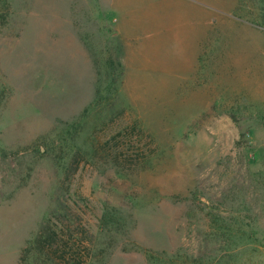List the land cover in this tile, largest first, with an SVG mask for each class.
I'll return each mask as SVG.
<instances>
[{
  "label": "rangeland",
  "instance_id": "374dc122",
  "mask_svg": "<svg viewBox=\"0 0 264 264\" xmlns=\"http://www.w3.org/2000/svg\"><path fill=\"white\" fill-rule=\"evenodd\" d=\"M190 7L257 107L188 101ZM0 264H264V0H0Z\"/></svg>",
  "mask_w": 264,
  "mask_h": 264
},
{
  "label": "crops",
  "instance_id": "0c3cea01",
  "mask_svg": "<svg viewBox=\"0 0 264 264\" xmlns=\"http://www.w3.org/2000/svg\"><path fill=\"white\" fill-rule=\"evenodd\" d=\"M187 13H188L187 18H185L187 20L179 21L180 18H178L177 23L179 26H183L182 23L188 24L189 26L190 30L187 31V34L191 37V40L189 41L190 43L189 46L191 48L186 50L185 52L190 53L191 58L188 60H180L181 62L177 61V65L180 67H185L187 65V69L191 73L190 75L191 81H186L184 83L186 84L185 86H187V88L190 91V93L188 94V101H192L193 103L197 104L198 108L202 110L211 109L212 101L213 103H218V104L226 103L228 104L226 108L228 109L233 108L235 110L238 108L237 104L248 105L249 103H252L254 99L256 101V107H257V103H258L257 97L259 94V90L256 91V89L251 84L249 85V83H245L244 82L245 79L241 75L237 76L235 72L232 73V71H229L230 74L227 77H223V76L218 77L219 75L216 74V72L219 69L217 65L216 68L212 70V72H210L209 70L207 73V70L209 68L205 65V63H207V60H205L204 49L205 46L210 45L211 43V40L209 38V31L212 28L211 26L212 18L211 15L207 14L204 11V9H194V7H190L187 9ZM231 18H232L231 16H227L225 18V28L232 27ZM234 20H233L234 23L236 22L241 23L240 27L245 25L251 29L253 28V26L250 23L244 22L243 20L236 18H234ZM123 31L124 29L121 24L118 27H116L117 34H121ZM123 39H124L123 47L126 46V56L124 57V59H122V65L123 64L126 65L128 59L127 50L129 49L128 48L129 41H127V36L125 35L123 36ZM250 39L253 50V44L257 48V39L254 40L253 38ZM182 43H185V41ZM250 56L251 57H249V54L246 53L240 55L239 57H235V59H233L230 62V65H228V69L233 70L232 68L234 64L236 65V67H238L240 64L247 65L249 62H252V69H253V63L256 62L258 63L257 49H256V54L253 55L251 51ZM215 60L217 61V63H220L222 59L221 60L215 59ZM220 69L226 70L224 64L220 66ZM177 80L179 81L176 86L179 87L181 90H184L183 86H180L183 82L181 78L177 77ZM256 80H257V73H256ZM223 92L232 94V99L228 100L227 98L220 97ZM212 96L214 98H212Z\"/></svg>",
  "mask_w": 264,
  "mask_h": 264
},
{
  "label": "trees",
  "instance_id": "16d2710c",
  "mask_svg": "<svg viewBox=\"0 0 264 264\" xmlns=\"http://www.w3.org/2000/svg\"><path fill=\"white\" fill-rule=\"evenodd\" d=\"M56 200H57V205H58L57 208H62L64 209V211H67L68 206L65 205V203L60 197V194L56 196ZM57 208L56 207L52 208V210L50 211V216H48L46 220H44L39 226V229L35 235L33 242L30 243L28 247L24 248V255L22 256V259L24 260L25 263H28L29 261L28 255L31 254L30 248L32 245L35 247H40V246L43 247L44 245H51L54 239L56 238V232L50 225V220L51 218L56 216L55 212L57 211ZM246 240L247 238H244L243 241H246Z\"/></svg>",
  "mask_w": 264,
  "mask_h": 264
}]
</instances>
